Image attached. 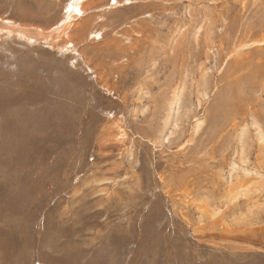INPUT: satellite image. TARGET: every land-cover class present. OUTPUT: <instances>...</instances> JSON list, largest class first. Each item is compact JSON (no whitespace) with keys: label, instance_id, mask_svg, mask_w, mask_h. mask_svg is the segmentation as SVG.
I'll use <instances>...</instances> for the list:
<instances>
[{"label":"rangeland","instance_id":"374dc122","mask_svg":"<svg viewBox=\"0 0 264 264\" xmlns=\"http://www.w3.org/2000/svg\"><path fill=\"white\" fill-rule=\"evenodd\" d=\"M263 38L264 0H0V264H264V181L221 206Z\"/></svg>","mask_w":264,"mask_h":264},{"label":"bare ground","instance_id":"6f19581e","mask_svg":"<svg viewBox=\"0 0 264 264\" xmlns=\"http://www.w3.org/2000/svg\"><path fill=\"white\" fill-rule=\"evenodd\" d=\"M256 1V0H255ZM83 3V2H82ZM191 8V7H190ZM77 9V11H76ZM79 5L77 6H74V10H72V13L75 14V15H79ZM74 11V12H73ZM79 17V16H78ZM67 21V20H66ZM206 23V22H205ZM10 24V23H9ZM21 28V27H20ZM180 28V27H179ZM198 30V29H197ZM23 31V30H22ZM31 31V30H30ZM59 31V29H58ZM57 31V32H58ZM54 32V31H53ZM179 32V31H178ZM59 33V32H58ZM184 33V32H183ZM197 33V32H196ZM195 33V34H196ZM215 33V32H213ZM198 34V33H197ZM210 35V34H209ZM24 36V35H22ZM43 36V35H42ZM37 37V36H36ZM181 37V36H180ZM37 39V38H36ZM58 39V38H57ZM261 43H264V38L262 39ZM247 45V44H246ZM252 45V44H251ZM245 45H243L244 47ZM204 71V70H203ZM206 77V73H204L203 77L205 79ZM205 82H203L204 84ZM144 87V86H143ZM177 90V89H176ZM183 92V90H182ZM204 94L202 95L203 96V99L205 97L208 98V95H207V90L205 91V89L202 91ZM175 95L172 97V100L171 102L169 103V107H168V115L169 117L167 118V120H170L173 118L174 115L177 114V109L179 108L180 109V102H181V97L183 96L182 93L180 94L179 91H175ZM144 94V93H143ZM210 98V97H209ZM202 99V100H203ZM200 101V100H199ZM202 103V102H201ZM200 103V104H201ZM176 111V112H175ZM235 114V112H234ZM179 115V113H178ZM176 115V116H178ZM238 115V113H237ZM248 117V116H247ZM249 118L251 119V123L248 121V123L242 125V126H239L238 123H237V119L238 118H234V124H233V127L232 129L236 130L238 132L237 136H236V141H238L242 146V153H246V150L249 148L250 144L248 143L247 140H250V139H254L257 141L256 143L259 145V159H261V155L263 156L264 158V128L261 124V122L258 120V118H256V115H255V112L254 111H251L249 113ZM231 119V118H230ZM239 120V119H238ZM240 121V120H239ZM195 127H194V130H193V134L192 136L197 137L198 135H200V133L204 130V126H205V120H201L199 118H197L195 120ZM246 122V121H245ZM229 124V123H228ZM242 124V123H241ZM169 125V122H165V125H164V128L167 129ZM229 126V125H227ZM176 128V127H175ZM229 128V127H228ZM250 129H253L254 131V136L251 137L249 136V132H250ZM176 130V129H175ZM171 131V130H170ZM252 131V132H253ZM251 132V133H252ZM173 135V134H172ZM170 137V136H169ZM251 137V138H250ZM192 140L190 139V142L191 143ZM250 142V141H249ZM191 146V144H190ZM238 153L239 150H238ZM240 161V159H239ZM242 162L245 163L242 164ZM242 162L240 161V163H235L234 161L230 164L231 166V171H230V177H231V181L229 183H227L228 185H231V188L228 192V196L225 198V201L223 202V205H221L222 207H228L227 205L229 203H235L240 197H250V193H248V191H253L252 187H257V185L259 183H263L261 181H264V176L262 175V173H260L258 170H250L248 169L247 165H248V161L246 160H242ZM262 162V161H261ZM257 169V168H256ZM232 179H236L237 183L239 184V187L236 188V186H232V183H233V180ZM236 183V184H237ZM260 186V185H259ZM226 189V188H224ZM243 190V191H238V190ZM246 189H249V190H246ZM236 191H238L236 193ZM257 191H258V187H257ZM257 191H254L257 195ZM253 193V192H252ZM249 194V195H248ZM253 196V195H252ZM258 197V196H257ZM253 198V197H251ZM244 199V198H243ZM257 199V198H255ZM212 200V199H211ZM253 200V199H252ZM247 201V200H245ZM216 202V200H215ZM255 202V201H253ZM258 203V201H257ZM213 204L215 205V203L213 202ZM237 204V203H236ZM245 204V203H244ZM247 204V202H246ZM255 204V203H254ZM253 204V205H254ZM213 205V206H214ZM248 205V204H247ZM246 205V206H247ZM218 205H215L214 207H212V212L210 214V211L206 209V211H204V209H201L199 210V213L201 214V216H199V221L202 223L205 219V217L207 216V221H210L214 218H216L217 216H219L223 209L220 208V207H217ZM236 208V206H233ZM250 207V205L248 206ZM208 208V207H207ZM247 208V207H246ZM234 211V210H233ZM249 211H252V210H249ZM250 213V212H249ZM223 224V223H222ZM219 225V224H218ZM223 227V225H222ZM231 233V232H230ZM232 234V233H231Z\"/></svg>","mask_w":264,"mask_h":264}]
</instances>
